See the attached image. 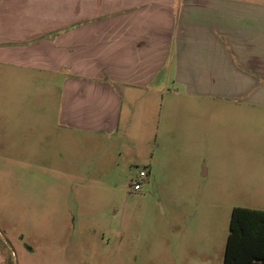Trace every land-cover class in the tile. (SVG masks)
<instances>
[{
	"label": "rangeland",
	"instance_id": "1",
	"mask_svg": "<svg viewBox=\"0 0 264 264\" xmlns=\"http://www.w3.org/2000/svg\"><path fill=\"white\" fill-rule=\"evenodd\" d=\"M5 67L0 63V264H224L231 210L244 203L228 183L241 151L236 137L234 144L225 137L232 122L210 113L264 106L191 96L159 78L133 92L153 101L148 119L138 103L129 133L123 126L94 136L41 119L40 87H8ZM175 94L182 117L170 118L167 100ZM153 159L155 177L132 190Z\"/></svg>",
	"mask_w": 264,
	"mask_h": 264
},
{
	"label": "crops",
	"instance_id": "2",
	"mask_svg": "<svg viewBox=\"0 0 264 264\" xmlns=\"http://www.w3.org/2000/svg\"><path fill=\"white\" fill-rule=\"evenodd\" d=\"M0 63L8 87H40L41 119L94 136L129 133L138 103L147 118L153 101L133 92L159 78L264 106V0H0ZM166 115L182 117V96L168 97ZM210 115L232 122L225 137L239 144L236 206L264 210V111ZM155 161L143 163L147 178Z\"/></svg>",
	"mask_w": 264,
	"mask_h": 264
},
{
	"label": "trees",
	"instance_id": "3",
	"mask_svg": "<svg viewBox=\"0 0 264 264\" xmlns=\"http://www.w3.org/2000/svg\"><path fill=\"white\" fill-rule=\"evenodd\" d=\"M224 264H264V210L232 207Z\"/></svg>",
	"mask_w": 264,
	"mask_h": 264
},
{
	"label": "built area",
	"instance_id": "4",
	"mask_svg": "<svg viewBox=\"0 0 264 264\" xmlns=\"http://www.w3.org/2000/svg\"><path fill=\"white\" fill-rule=\"evenodd\" d=\"M147 176H148V168L145 166L143 169L139 171L137 179H135L131 183L132 190L134 191L140 190L142 188V182L144 178H146Z\"/></svg>",
	"mask_w": 264,
	"mask_h": 264
}]
</instances>
